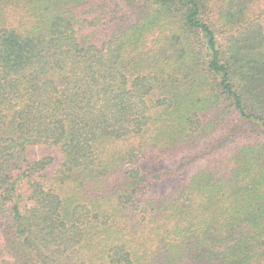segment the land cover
<instances>
[{
  "label": "trees",
  "instance_id": "trees-1",
  "mask_svg": "<svg viewBox=\"0 0 264 264\" xmlns=\"http://www.w3.org/2000/svg\"><path fill=\"white\" fill-rule=\"evenodd\" d=\"M260 1L0 0V264H264Z\"/></svg>",
  "mask_w": 264,
  "mask_h": 264
},
{
  "label": "rangeland",
  "instance_id": "rangeland-1",
  "mask_svg": "<svg viewBox=\"0 0 264 264\" xmlns=\"http://www.w3.org/2000/svg\"><path fill=\"white\" fill-rule=\"evenodd\" d=\"M264 4V0H261L258 2L255 6L256 9H261ZM190 153H197V151H190ZM214 153V152H213ZM220 153L219 151H216V154ZM60 153L54 149V148H48L43 145H38L31 147L27 150L26 152V158L29 162L39 160L42 158H49L51 159V163L48 165V167L43 171V174L50 177L54 170L58 167L59 162H60ZM193 158L197 159V155L193 154ZM176 163L174 159L170 160L169 162H165L160 164V167H165V166H173ZM199 164L197 163V160L193 162V165L190 166L189 172L194 171L195 169L199 168ZM179 183L178 178H172L167 181H164L158 185H154L150 187L149 189H152L158 193H163L168 189L174 188L177 184Z\"/></svg>",
  "mask_w": 264,
  "mask_h": 264
}]
</instances>
